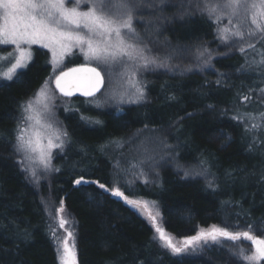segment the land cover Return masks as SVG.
Returning a JSON list of instances; mask_svg holds the SVG:
<instances>
[{"label":"trees","instance_id":"obj_1","mask_svg":"<svg viewBox=\"0 0 264 264\" xmlns=\"http://www.w3.org/2000/svg\"><path fill=\"white\" fill-rule=\"evenodd\" d=\"M131 2L135 30L136 21H152L156 42L147 37L144 45L164 66L138 74L145 98L118 109L93 104L98 95L55 94V121L68 137L43 176L24 170L15 136L20 106L52 77L49 51L33 46L26 68L12 80L0 78V264H58L56 231L75 244L77 264H245L224 238L198 252L172 254L153 240L152 220L113 196V188L128 199L155 203L165 235L177 247H184L179 239L212 226L230 232L251 226L252 234L264 238V65L252 63L264 49V34L236 45L229 32L230 48L219 39L220 29H232L228 10L217 23L202 11L205 0ZM203 48L210 59L207 53L198 58ZM82 59L66 58V66L83 65ZM90 62L104 76L102 64ZM143 133L159 135L174 158L153 177L135 175L133 163L125 165L119 153L107 150L129 138L139 143ZM187 169L204 171L205 179L186 175ZM61 207L67 218L57 212ZM61 218L68 221L64 227Z\"/></svg>","mask_w":264,"mask_h":264},{"label":"snow or ice","instance_id":"obj_2","mask_svg":"<svg viewBox=\"0 0 264 264\" xmlns=\"http://www.w3.org/2000/svg\"><path fill=\"white\" fill-rule=\"evenodd\" d=\"M68 3L72 6L69 7ZM82 3L83 0H67V2L66 0H0V45H12L15 50V62L3 78L12 80L18 69L28 66L31 60L29 49L32 45H40L51 52L54 68L59 66L64 56L71 53L73 48H79L86 59L95 60L98 65L110 66L117 62H127L133 69L147 68L149 65L164 66L163 62H158V59L150 54L146 46L138 43L139 36L133 27L135 9L131 0H88L87 10H81ZM113 9L117 10L116 14H113ZM241 9L250 14L251 24L255 26L256 32L264 34V0H223L222 3L219 0L216 3L205 0L202 11L207 12L209 17L215 15L216 22L219 23L225 10H228L231 16H235ZM229 23L231 24V20ZM229 32L241 39L244 35L238 27L236 30L225 27L220 29L221 39H229ZM248 34L255 35V32L249 30ZM24 45L28 47H23ZM248 47L253 48L254 45L249 44ZM240 50L245 51L244 48ZM206 53L210 59L211 54L207 48L199 51L198 58ZM11 55L13 53H9V56ZM252 63L264 65V54L259 61L254 60ZM71 73H86V75L70 81L68 77ZM132 75H135V71ZM103 83L104 76L97 67L69 69L68 72H61L55 77V86L64 96H71L75 90L86 97H93ZM133 86L135 92L130 97V101L135 103L143 100L145 98L143 87L139 82ZM39 95L46 96V89L42 87ZM243 99L248 100L249 97L245 96ZM20 107L22 119L17 126L15 150L23 153L20 163L24 166V170L36 178L35 165L39 164L44 170H49L52 150L63 149L68 133L54 128L47 121L46 104L42 111L37 110L31 100ZM261 116L264 118V114ZM261 179L264 180V175ZM75 183L80 184L81 179L76 180ZM99 187L105 189L104 184H100ZM111 192L113 196L123 197L133 207L138 208L143 203L128 199L118 188H113ZM57 212L62 213L63 207ZM149 216L162 242L161 246L170 249L174 254L184 251L189 246L194 247V241L211 240L215 243L220 238L232 241L245 239L251 242L253 253L248 255L242 248L239 250V257L247 264L264 261V238L252 234L251 226L242 232H230L226 228L212 226L208 231L202 230L197 236L186 239L184 247H177L172 243L171 237H166L164 229L155 225V216L151 214ZM66 223H68L66 219H60V227H64ZM68 236L72 237L73 233L69 232ZM57 257L60 264H76L75 244L70 247L67 237L58 243Z\"/></svg>","mask_w":264,"mask_h":264},{"label":"rangeland","instance_id":"obj_3","mask_svg":"<svg viewBox=\"0 0 264 264\" xmlns=\"http://www.w3.org/2000/svg\"><path fill=\"white\" fill-rule=\"evenodd\" d=\"M66 2H67V0H66ZM68 6L71 7L72 4L68 3ZM88 6H89L88 0H83V3L81 4V10H87ZM112 12H113V14H116L117 10L113 9ZM145 13L146 12H142L141 14H139V16H138L139 19H144L143 14H145ZM134 16H135V12H134ZM228 20L229 21L231 20L230 25L232 27V30H236V28L238 27L239 30L244 34L242 39L240 37L233 36L234 37V44H236V45L238 44V43H236L237 40L238 41H243V40L246 41L247 38H250L251 36H255L258 33L255 30V26H253L251 24L250 14L246 13L243 9H241L239 11V13L235 16L230 15ZM151 22H152L151 20L148 21V17H147L145 22L144 21H136V26H137L136 32L139 36L138 43L141 46H145L144 42H148L147 37L152 39L153 42H156V38H155L156 30L152 25L149 24ZM225 27H227V26H225ZM225 27H223V28H225ZM249 30H252L253 32H255V35L250 36L248 34ZM219 39L221 40L222 43H225L226 41L229 42V39L222 40L221 36H219ZM253 39H255V38H253ZM149 42H151V41H149ZM229 43H230V48H232L233 43L232 42H229ZM0 46L4 47V49H3L4 51L0 52V78H2L3 80H7V79H4L3 77H4V74L9 71L12 64L15 62V50H14V46H12V45H0ZM33 46L41 47L40 45H32L29 49L31 54H32V47ZM23 47L27 48L28 46L24 45ZM152 47H156V44L152 43ZM44 49H46V48H44ZM73 49L76 50V53H73V51H71V53L65 55L62 62L59 64V66L55 67V68L51 62L52 54L48 49H46L49 51V62L51 63V68L53 70L52 71L53 72L52 77L47 79L45 84L42 86L43 88L46 89V96L39 95L40 89L42 88L41 87L33 95V97L29 99L32 101L34 107L37 110L42 111L44 105L45 104L47 105L48 112L46 114V119L49 123H51L53 125L54 128L61 129L59 124L55 121V117H54V110L56 109V107H58V106H56V104H54V98H55L54 95L57 94L62 98H65V97L61 96L55 90V88L53 86V79L59 72L68 68L66 66V61H65L66 58H74L75 55H80V54L84 55L80 51L79 48H73ZM9 53H13V55L9 56ZM262 54H264V49H259V56H260L259 60L261 59ZM85 59H86V57H85ZM80 63L83 65H90V66L94 65V63L90 62L89 59H86V60L82 59V61ZM95 63H97V62L95 61ZM101 66H102V70L104 71L103 74L105 77L103 88L97 94L98 96L97 95H96L97 97L94 96L95 98H93L91 101L93 102V104H95L97 106L103 105V106L111 107L114 109H118V108H121L123 106H126V105L133 103L130 101V97L135 92V87L133 85L136 82H139V84L142 87H144L143 83L140 82L141 79H139L138 74H141L142 72H146L149 67L151 68V65H149V67H147V68L133 69L132 67H130L128 65L127 62H117V63L112 64L110 66L102 64ZM18 70H21V69H18ZM133 71H135L134 76L132 75ZM105 81L107 82L106 85H105ZM66 99H68V98H66ZM142 135H143L141 138L142 141L139 143H137L136 140L129 138V139H125L121 142H118L117 147H120V148H115L114 150H112V148H108L107 150L111 151L109 153H112V154L119 153L120 154V156H118L119 160L121 162H123L125 165L133 163L134 166L137 168V172L135 173V175L141 176V174H145V175H148L150 177H153L156 175V171H157V169L160 168V165L162 163H167L168 160H171L174 162V158L167 155V152L165 151L164 143L161 141V138L159 135L148 134V133H143ZM62 152H64V147H63V149L54 148L52 150V157L54 155L62 153ZM18 155H19V159L22 160L23 153H18ZM35 171H36V177H40V176L45 175L49 170H44L41 165L37 164V165H35ZM185 172L189 173L190 175H195V176H198L200 178L205 179L204 171H199V170L194 171L191 169H187V170H185ZM28 173L30 174V172H28ZM132 200H137V201L143 202L138 208L129 205L132 209H134L144 219L149 220V221L151 220L149 214H151L152 216H155V224L158 227L163 228V221H162V218L160 217L159 209L155 203H153L152 201L137 199V198H134ZM63 212H62V216L67 218V215H65ZM157 213H159V215H156ZM152 222L153 221H151V223ZM53 236H54L53 241H54V245H55V249H56V255H57V246H58V243L62 241V239L59 237V233L57 231L54 232ZM153 240L159 246H161L162 242L159 240L158 234L156 233V231H154V233H153ZM185 240L186 239H179L180 244L184 245ZM68 243H69L70 247L73 244V242H70V240H68ZM218 243H219V241L214 243L211 240H208L207 242H205L204 240L194 241L193 242V244L195 245L194 247L189 246V247L185 248V250L180 252V253L181 254H187V253L198 252L199 250H201L206 245H215ZM228 243H230L229 246L231 247V250H232L231 254L235 253V252H233V250L236 251V249L240 250L242 248L245 250L246 254H248V255H251L253 253V246H252L250 241L249 242H243V243H241L240 241H237L235 243L232 241H229ZM163 248L167 249L169 252L174 254L170 249H168L166 247H163ZM180 253H178V254H180ZM239 259H241V258L239 257ZM57 261H58V264H60L58 257H57ZM242 261L245 262V264H247L246 261H244V260H242ZM76 264H77V260H76ZM258 264H264V261H259Z\"/></svg>","mask_w":264,"mask_h":264},{"label":"water","instance_id":"obj_4","mask_svg":"<svg viewBox=\"0 0 264 264\" xmlns=\"http://www.w3.org/2000/svg\"><path fill=\"white\" fill-rule=\"evenodd\" d=\"M87 67H94V66H90V65H75V66H70V67H68V68H66V69H64V70H62L61 72H68L69 71V69H74V68H87ZM61 72H59L56 76H58V75H60V73ZM84 75H86V73H71L70 74V76L68 77V79L71 81V80H73L74 78H76V77H79V76H84ZM55 76V77H56ZM55 77H54V79H53V86H54V88H55V90L61 95V96H63V97H65V98H75V97H78V98H83V99H89V98H92V97H86V96H84V95H82L79 91H73V94L71 95V96H64L57 88H56V86H55ZM104 84V83H103ZM103 84H102V86L100 87V90L98 91V92H96L95 93V96L102 90V88H103ZM94 97V96H93Z\"/></svg>","mask_w":264,"mask_h":264}]
</instances>
